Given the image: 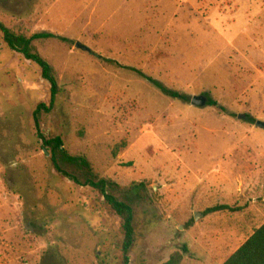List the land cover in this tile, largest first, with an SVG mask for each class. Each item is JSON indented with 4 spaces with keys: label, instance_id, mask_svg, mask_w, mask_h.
Wrapping results in <instances>:
<instances>
[{
    "label": "rangeland",
    "instance_id": "rangeland-1",
    "mask_svg": "<svg viewBox=\"0 0 264 264\" xmlns=\"http://www.w3.org/2000/svg\"><path fill=\"white\" fill-rule=\"evenodd\" d=\"M0 22L57 38L33 44L60 89L45 138L99 179L143 186L129 264L182 247L181 264H223L264 224V0H0ZM49 97L0 35V264H120L119 218L34 136ZM217 205L241 210L203 215Z\"/></svg>",
    "mask_w": 264,
    "mask_h": 264
},
{
    "label": "trees",
    "instance_id": "trees-1",
    "mask_svg": "<svg viewBox=\"0 0 264 264\" xmlns=\"http://www.w3.org/2000/svg\"><path fill=\"white\" fill-rule=\"evenodd\" d=\"M0 35L4 45L12 52L23 57L24 60L34 64L40 71L41 79L49 85L48 105L39 104L32 113V128L34 136L46 148L49 161L53 170L73 185L93 190L120 220L122 240L119 244L120 264H129V253L134 245V203L141 198L142 185H132L129 188H120L110 179H99L92 171L90 163L83 157H74L65 150L60 137L45 138L40 128L42 114L52 111L60 89L56 80L55 71L35 50V42H44L57 39L51 33H35L29 37L16 34L6 28L0 22ZM59 39V38H58ZM65 42V39H59ZM141 75L140 72H138ZM153 82L152 80H150ZM164 94L178 99L179 95L163 88L159 83H153ZM209 106L217 107L214 102H208ZM253 124V120L249 119ZM241 209L227 205H217L206 209L204 216L216 213H235ZM186 247L180 252L170 255L163 264H181ZM223 264H264V224L255 230L253 234L223 263Z\"/></svg>",
    "mask_w": 264,
    "mask_h": 264
},
{
    "label": "water",
    "instance_id": "water-1",
    "mask_svg": "<svg viewBox=\"0 0 264 264\" xmlns=\"http://www.w3.org/2000/svg\"><path fill=\"white\" fill-rule=\"evenodd\" d=\"M75 48L79 49L81 51H87V48L80 46L79 44H75ZM191 105L192 106H197V107H204L206 105V99L203 97H194L191 100ZM255 126L258 128H262L264 129V124L260 123V122H256ZM198 218V215H195L194 220L196 221Z\"/></svg>",
    "mask_w": 264,
    "mask_h": 264
}]
</instances>
